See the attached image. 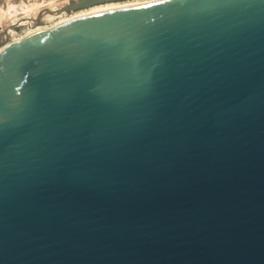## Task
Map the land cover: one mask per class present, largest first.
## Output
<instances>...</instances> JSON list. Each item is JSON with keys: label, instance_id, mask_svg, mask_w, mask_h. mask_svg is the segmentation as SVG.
<instances>
[{"label": "water", "instance_id": "1", "mask_svg": "<svg viewBox=\"0 0 264 264\" xmlns=\"http://www.w3.org/2000/svg\"><path fill=\"white\" fill-rule=\"evenodd\" d=\"M0 264H264V0H159L6 46Z\"/></svg>", "mask_w": 264, "mask_h": 264}, {"label": "bare ground", "instance_id": "2", "mask_svg": "<svg viewBox=\"0 0 264 264\" xmlns=\"http://www.w3.org/2000/svg\"><path fill=\"white\" fill-rule=\"evenodd\" d=\"M156 1H159V0H151V1H148V0L146 1L145 0V2L142 1V2H136V3H134V2L130 3L129 2V3L123 4V5H121V4H106L104 6L102 5V6L93 7L91 9L87 10V11L85 10V11L76 12V14L72 18H70V19H73V18L82 16V15L94 13V12H99V11H104V10H110V9H116V8H122V7H129V6H133V5L134 6H136V5H143V4H147V3H151V2H156ZM63 4L62 3L61 4H57V6H55V3L54 4H49V6L45 5V6H47V8H49V10H47L44 13H41L42 11H44L43 9L45 8V7H43L44 6V3L43 4L42 3L40 4L39 2L38 3H32L31 5H28L27 8H25L22 13H17L15 15L16 17H19V16H23V17L21 19H19V20L17 19L18 22H16L15 25H13L11 27L13 31H10L9 30V27H7L6 28V31H5L4 28L2 27L3 30H2V32L0 34V37H1V35H2V37H1L0 41L3 40V36H4L3 33H4V31H5V34H6L5 35V38H7L8 35H10V36H9V38L7 40L4 38L5 41L0 44V52H2V50L5 48V46H7L6 43H7V41L10 40V37H13V41H19V40L27 37L28 35H30V33L29 34H27V33L29 32L30 29L33 28V27L31 28V26H30V28H27L28 31H25L24 34L19 35L17 37L13 33L15 31V27H17L18 25H20L22 27L27 22L28 23H30V22L31 23L32 22H37V21L40 22V20L43 21V22L51 23L52 24L55 19L60 18L61 15H63L62 13H66L67 10H71L70 8L67 9L68 8V5H67L68 2L65 1V4L67 5V7H65L66 5L63 8L60 7ZM58 6L60 8H58ZM63 9H66V11L65 12H62ZM70 19H66V20H63V21H59V23H55L54 25H50V26L51 27L56 26V25H58L60 23H63L65 21H67V20H70ZM3 20L4 19L1 18L0 21H3ZM9 20H10V18H7L4 22H7L8 23ZM34 20H36V21H34ZM40 23H42V22H40ZM34 25H37V23L36 24L34 23ZM34 25H32V26H34ZM48 28H50V27H48ZM45 29H47V28H45ZM43 30H44V28H43ZM39 31H41V30H39ZM35 32H38V31H34L33 33H35Z\"/></svg>", "mask_w": 264, "mask_h": 264}, {"label": "rangeland", "instance_id": "3", "mask_svg": "<svg viewBox=\"0 0 264 264\" xmlns=\"http://www.w3.org/2000/svg\"><path fill=\"white\" fill-rule=\"evenodd\" d=\"M65 1L68 2V4H67L68 8L67 9H69V5L71 4V2H73V1L76 2L77 0H0V20H1V18L4 19L3 21H0V30H3V28H4V30L6 31V28L9 27V30L13 31L11 27L13 25H15L16 22H18L17 19L19 20V19H21L23 17V16L16 17L15 15L17 13H22L23 10L25 8H27L28 5H31L32 3H38V2L40 4L44 3V6H43V7H45L43 9L44 11L41 12V13H44L47 10H49V8H47V6H49V4H54L55 3V6H57V4H61V3L63 4L64 3L61 6L59 5L60 7L63 8L66 5ZM142 1L145 2V0H140V1L139 0H123V1H118V2H110V3L100 4V5L92 6L90 8H85V9L70 10V12H69V10L66 11V9H63L62 12L66 11V13H62L63 15H61L60 18L55 19L52 24L43 22L41 20H40V22H42V23H40L38 21L37 22H32V23L31 22L30 23L27 22L22 27L16 29V31L18 33V35H16V36L18 37L19 35L24 34L25 31H28L27 28H30V26H31V28L32 27L33 28L30 29L27 34H29V33L31 34L34 31L43 30V28L45 29V28L51 27L50 25H54L55 23H59V21H63V20L72 18L76 14V12L85 11V10L87 11V10L93 8V7L102 6V5L104 6L106 4H121V5H123V4H127L129 2L130 3H132V2L136 3V2H142ZM148 1H151V0H148ZM45 5H47V6H45ZM67 5L65 7H67ZM59 6H58V8H60ZM7 18H10L8 23L4 22ZM34 21H36V20H34ZM34 23L35 24L37 23V25H34ZM32 25H34V26H32ZM5 31L3 33L4 34L3 40L0 41V44L3 43L5 41V39L7 40L9 38V36H10V35H8L7 38H5V35H6ZM1 37H0V39H1Z\"/></svg>", "mask_w": 264, "mask_h": 264}, {"label": "built area", "instance_id": "4", "mask_svg": "<svg viewBox=\"0 0 264 264\" xmlns=\"http://www.w3.org/2000/svg\"><path fill=\"white\" fill-rule=\"evenodd\" d=\"M20 27H21L20 25H18L17 27H15V31L13 32L14 35H18L16 29H18V28H20ZM1 32H2V30H0V34H1ZM1 36H2V35H1ZM13 42H16V41H13V37H10V40L7 41V46H8L9 44L13 43ZM5 47H6V46H5Z\"/></svg>", "mask_w": 264, "mask_h": 264}]
</instances>
